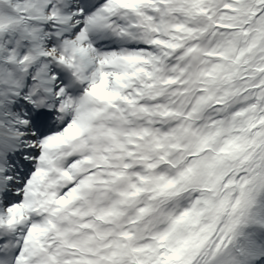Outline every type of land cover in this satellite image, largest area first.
I'll return each instance as SVG.
<instances>
[{
  "label": "snow or ice",
  "instance_id": "6c2138e0",
  "mask_svg": "<svg viewBox=\"0 0 264 264\" xmlns=\"http://www.w3.org/2000/svg\"><path fill=\"white\" fill-rule=\"evenodd\" d=\"M0 264H264V0H0Z\"/></svg>",
  "mask_w": 264,
  "mask_h": 264
}]
</instances>
